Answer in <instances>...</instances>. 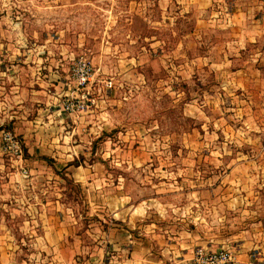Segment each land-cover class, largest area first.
<instances>
[{
  "label": "rangeland",
  "instance_id": "obj_1",
  "mask_svg": "<svg viewBox=\"0 0 264 264\" xmlns=\"http://www.w3.org/2000/svg\"><path fill=\"white\" fill-rule=\"evenodd\" d=\"M257 21L264 0H0V264H113L129 235L150 264H264Z\"/></svg>",
  "mask_w": 264,
  "mask_h": 264
},
{
  "label": "built area",
  "instance_id": "obj_2",
  "mask_svg": "<svg viewBox=\"0 0 264 264\" xmlns=\"http://www.w3.org/2000/svg\"><path fill=\"white\" fill-rule=\"evenodd\" d=\"M73 67L72 74L77 87H87L94 75L91 63L82 59ZM63 108L65 112L73 113L83 108V105L79 101H75V99H68ZM1 149L4 154L15 159H22L23 157L21 141L9 131H3L1 134ZM192 264H237V258L230 249L210 250L204 247H197L193 254Z\"/></svg>",
  "mask_w": 264,
  "mask_h": 264
},
{
  "label": "crops",
  "instance_id": "obj_3",
  "mask_svg": "<svg viewBox=\"0 0 264 264\" xmlns=\"http://www.w3.org/2000/svg\"><path fill=\"white\" fill-rule=\"evenodd\" d=\"M255 25L253 26L254 29H249L247 28V25L244 27L246 28L245 30H243V32L245 33V35L243 36H247L250 37L248 40L249 41H255V42H264V32L262 30H257V27L260 28H264V21H257L254 23ZM243 33V34H244ZM257 59L259 60H264V51L261 50L260 52H258V54H256ZM33 218L35 219H40V220H44V222L42 223V231H43V235H51L54 231L55 228H57L59 225L56 223H52L50 222L51 220H57L59 219V216H56V213H40L38 214V216L36 215L33 216ZM56 225V226H55ZM46 236V237H47ZM128 244H129V252L131 254V259L128 258L127 259H122L119 261H113V264H150L149 260L145 258V255L141 256V249L136 245V240H134L133 236L129 235L128 236ZM54 243H52L53 245ZM123 245L121 243L118 244H114V251H116L115 253H117V255H121L122 252L121 251ZM195 250L192 252L191 257L189 259V264H192V259H193V254H194ZM115 258V257H114ZM64 262V263H62ZM2 264H8V262H2ZM49 264H71V261H66V260H54Z\"/></svg>",
  "mask_w": 264,
  "mask_h": 264
}]
</instances>
